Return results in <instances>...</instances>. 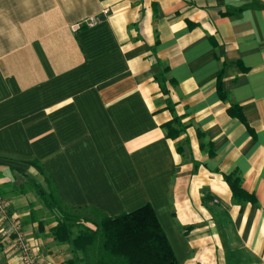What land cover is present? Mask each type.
Here are the masks:
<instances>
[{"label": "crops", "instance_id": "crops-1", "mask_svg": "<svg viewBox=\"0 0 264 264\" xmlns=\"http://www.w3.org/2000/svg\"><path fill=\"white\" fill-rule=\"evenodd\" d=\"M39 176L69 208L150 204L179 264H264V0H0V264L15 224L73 256Z\"/></svg>", "mask_w": 264, "mask_h": 264}, {"label": "trees", "instance_id": "trees-1", "mask_svg": "<svg viewBox=\"0 0 264 264\" xmlns=\"http://www.w3.org/2000/svg\"><path fill=\"white\" fill-rule=\"evenodd\" d=\"M163 127L168 136L179 135L184 129L176 117ZM36 167L41 173V168ZM225 179L234 202L255 201L253 195L241 188L238 176L226 175ZM30 181L55 221L50 234L55 241L68 244L73 253L68 264H179L150 204L109 216L95 209L65 206L49 179L46 187L35 179ZM74 210H90L94 216L79 215Z\"/></svg>", "mask_w": 264, "mask_h": 264}, {"label": "built area", "instance_id": "built-area-1", "mask_svg": "<svg viewBox=\"0 0 264 264\" xmlns=\"http://www.w3.org/2000/svg\"><path fill=\"white\" fill-rule=\"evenodd\" d=\"M73 27L78 28L79 25L76 24ZM13 233L15 234L13 243L19 254L20 264H43L42 260L29 243L27 236L20 230L18 224L14 225Z\"/></svg>", "mask_w": 264, "mask_h": 264}, {"label": "rangeland", "instance_id": "rangeland-1", "mask_svg": "<svg viewBox=\"0 0 264 264\" xmlns=\"http://www.w3.org/2000/svg\"><path fill=\"white\" fill-rule=\"evenodd\" d=\"M39 178H41V181H43L42 182V184H43V186L44 187H46V179H44L43 177H41V176H39ZM42 179H44V180H42ZM2 188H5V189H8L9 191H10V185H3V186H1ZM26 189H30V190H32L33 192V195H34V190H33V187H31L29 184H27V188ZM35 197V196H34ZM37 201L39 202V205H40V209L42 210V215H45V218H46V220H51V218L49 217L50 216V213H49V211L44 207V205L41 203V201L39 200V199H37ZM74 213H76V214H79V215H85V216H88V217H90V218H93V216H94V214H93V212H91L90 210H74L73 211ZM50 218V219H49Z\"/></svg>", "mask_w": 264, "mask_h": 264}]
</instances>
